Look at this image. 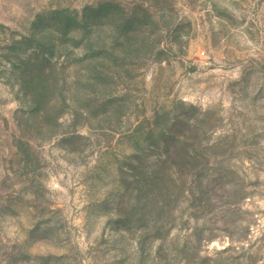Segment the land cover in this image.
Here are the masks:
<instances>
[{
  "label": "rangeland",
  "instance_id": "obj_1",
  "mask_svg": "<svg viewBox=\"0 0 264 264\" xmlns=\"http://www.w3.org/2000/svg\"><path fill=\"white\" fill-rule=\"evenodd\" d=\"M0 264H264V0H0Z\"/></svg>",
  "mask_w": 264,
  "mask_h": 264
}]
</instances>
